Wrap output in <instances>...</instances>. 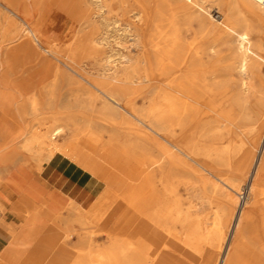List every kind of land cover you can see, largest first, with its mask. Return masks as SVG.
<instances>
[{
  "label": "rangeland",
  "instance_id": "obj_1",
  "mask_svg": "<svg viewBox=\"0 0 264 264\" xmlns=\"http://www.w3.org/2000/svg\"><path fill=\"white\" fill-rule=\"evenodd\" d=\"M191 6L197 10L194 18L183 10ZM225 9V0H41L38 3L36 9L31 12V17L27 18V23L43 33L44 40L40 47L37 46L36 50L24 48L20 54L24 64L18 66L17 72H10L5 82L4 66L0 64V181L6 176L4 185L10 193L6 207L0 204L4 208L0 209V215L17 217L22 222L39 218L44 225L35 233V238L27 243L28 248L22 253L20 262L8 263L0 257V264H24L35 254L47 255L51 249L47 238L51 237L55 242L64 240L67 248L71 250L68 253V264H126L122 252L119 249L113 250L112 243L107 238L108 230L104 220L89 222L86 215L75 213L70 202L58 211L53 210L51 214L48 212L44 215L38 209L39 204H32L22 197V192L32 181L45 183L49 173L48 168L45 169L49 162L44 158L45 154L23 149V136L30 134L43 119L56 115L58 121L55 126L64 129V138H59V142L63 143L71 136L69 126L81 120L82 112L90 117L93 114L94 117H101L100 101L96 100L95 104H92L94 90L85 80L94 81L102 74H113L116 68L125 62V57L141 54L144 44L149 58L147 72L154 84L145 94L122 96L124 106L127 110L152 120V112L149 111L155 104L153 96L158 82L164 81V78L165 81L174 77L192 78L200 86L199 93L203 96L199 102H195L196 108H189V115L181 118H186L182 127L172 123L170 128L175 137L184 133L195 143L200 163L179 152L175 155L163 151L161 143L164 141L157 136L155 137L158 140H153L149 148V145L144 144L141 135L130 134L126 128H119L117 118L118 121L108 117L104 138L110 139L111 142L118 139L136 153L141 149L153 153L157 177L163 184L164 191L161 194L159 214L154 226L149 230V233L154 232L156 261L148 264H203L205 258H208V264H215L211 260L215 258L210 257H213V250H219V259L230 242L233 216L239 208L238 192L248 186L252 172L250 164L245 177L238 176L235 159L243 153L244 147L235 140L238 139L240 130H243L245 138L251 141L250 146L253 147L254 157L257 159L261 145L255 143L254 139L264 134V19L228 13L223 17V24H220L210 16H216V10L223 12ZM17 20L22 23V19ZM224 24L238 32H247L251 48L262 55L259 63L249 67L245 74L240 70V39ZM133 25L141 33L143 43L137 39ZM130 31L134 33L131 32L133 38ZM87 38L93 39L96 45L89 55L81 57L77 66L85 80L74 74L69 75L68 71L69 74L57 71L55 65L62 69L65 67L50 55L49 46H55L59 52L56 54L61 56L69 46L73 47L81 39ZM37 51L47 55V60L52 63L41 67L37 63ZM141 71L143 69L139 72ZM38 72L42 76L45 75L44 80L41 81L36 76ZM223 78L227 82L229 79L228 85ZM243 80L247 85H244ZM26 85L30 95L42 87V98L35 106L26 100L20 119L14 111V106L21 102L18 91H23ZM77 90L79 91L76 92ZM224 112L233 117L238 127H232L229 131L224 129L225 122L221 117ZM122 113L128 116L123 110ZM144 131L149 132L142 126L139 133ZM88 137L93 139L97 146L103 142V138L94 132ZM69 142L78 141L69 140L67 143ZM111 149L119 150L133 160L122 169L112 167L116 179L110 185L114 186L120 180L121 189L118 192L123 194L129 187L126 182L135 183L130 178L137 177L144 170L143 164L137 157L127 154L120 145H112L108 151ZM228 149L232 152L230 160L227 159ZM61 154L67 157L63 149ZM91 161L93 168L99 167L98 161L93 158ZM201 165L208 167L209 172ZM216 176L221 180L227 179L239 184L237 194L229 192ZM101 182L100 188L103 190L106 184ZM258 182L264 187V172L259 176ZM228 192L231 197L227 195ZM246 201L244 206L246 205L252 221L245 222L242 226V242L240 241L239 252L235 255L233 264H264V199L256 202L248 199ZM107 211L108 208L101 210L102 213ZM121 211L124 217L127 208L122 206ZM109 225L113 226L112 223ZM232 242H238V238H233ZM0 256H3V252H0Z\"/></svg>",
  "mask_w": 264,
  "mask_h": 264
},
{
  "label": "bare ground",
  "instance_id": "obj_2",
  "mask_svg": "<svg viewBox=\"0 0 264 264\" xmlns=\"http://www.w3.org/2000/svg\"><path fill=\"white\" fill-rule=\"evenodd\" d=\"M40 1L41 0H0V18H1V21H0V64L4 66V71H3L4 77H5L4 82L6 81V78H8L7 76L10 72L11 73L17 72L18 66L24 64V62L22 63L21 61L22 58L20 57L21 51H23L24 48L26 47L30 48V50L31 49L36 50V47L41 45V42L44 40L43 33L40 30H38L36 27L30 26L27 23V18L31 17V12H33L36 9ZM113 8L115 9V7ZM225 8L226 9L223 12L216 10L215 11L217 13L216 16L210 15L212 19L217 21L220 24H223V17L225 15H228V13H234V14L240 13L248 17L250 16V17H258V18L264 19V2H259L258 0H225ZM183 10H185L186 13H188L191 18H194V14L197 11L194 8V6H191L189 8H184ZM133 11L135 12V10ZM17 18L22 19V23L18 21ZM134 25H133V29L135 31V35L137 36V39L139 40V42L143 43L141 33L139 32L138 28L135 27ZM126 26L128 25L126 24ZM226 28L230 30L232 33L236 34L238 38L240 39L239 41L240 45L238 44L240 46L239 51H240V57H241L240 70H242L245 74L246 70H248L249 67L254 66L255 64L259 63V58H261L262 55H260L259 52L257 53L256 50L251 48L252 46H251V42L249 40V36L247 32L245 31L238 32L232 27L227 26V25H226ZM127 30H128V27H127ZM131 32L133 33V31L129 32L130 36L133 38V36L131 35ZM129 33H126V34H129ZM183 34H184V30H183ZM238 38L237 40H239ZM234 39H236V37H234ZM136 44L138 45V43ZM95 45L96 43L93 39H89V38L81 39L77 45L73 47L69 46L61 56H58L56 54V52L58 51L55 49V46H49L50 55L56 58L65 67V69H62L60 66L55 65V64H52V65H55L56 70L60 71L61 74L67 73L68 71L70 72V74L69 73L67 74L69 75L74 74V75L79 76L81 79L85 80L83 75L78 71L77 66L79 64V60H81V57L89 55L91 53L92 48L95 47ZM211 51H213V49ZM37 55H38L37 63H39L41 67L49 65V63L50 64L52 63L47 60V55L42 54L41 51H37ZM42 57L43 59H41ZM205 58H207V55L205 56ZM46 60L48 61V63L46 62ZM148 63H149V58L147 55L146 45L144 44L143 51H141V54L137 53L135 57H131L130 55L125 57V62L122 65H120L118 68H116L113 74H102L100 78L94 81L86 79L85 81L94 90L92 93L93 99L91 100V102L94 105L96 100L100 101V108H101L100 112H102V116L94 117V114H93L92 117H90V115L86 114L85 112H82L83 114L81 116V120L79 122L73 123L72 125L70 124L71 126H69L70 127L69 129L71 131V136L68 137L65 142L63 143L59 142V138L63 137L65 133H64L63 127L55 126V123L58 121V116L56 115H51L43 119L39 123V125L30 132V134L28 135L24 134L23 136L24 137V147H25L23 149H26L28 151H36L37 153H40V154H45L44 158L48 161H52L55 157L64 156L61 154V151L69 140L79 141L82 137L88 136L91 132H94L103 138V142L99 145V149H97L95 152V155L98 158L100 159L103 158V156L106 154L108 149L112 147V145L116 144V145H120V147L127 154L133 155L142 161L144 170L141 173H139L138 176L135 178L128 177L130 179H133L135 183L130 184V181H129V184H128V182H126L127 186H129L126 193L122 194L118 192L121 189V183H119L120 180L117 181L114 186H111L110 184L113 181V179L104 181L102 178L97 177L99 180L105 182L106 187L102 190V192L99 194V196L96 198V200L92 203V205L89 208H83L80 205L74 203L73 201H70L71 206L74 209L75 213L78 215L79 214L86 215L89 218V222H91L92 220H95L97 222L100 220H104V222L106 223L105 228H107L108 230L107 238L112 243V246H113L112 248L114 251H117L119 249V251L122 252V254L124 255V262L126 264H148L149 262L156 261L157 254H156V250L154 249L155 247L153 244L154 232L151 231L149 233V230L154 226L155 221H156V216L159 214V208H160L159 206H160L161 198H162L161 194H162V191H164V187L161 181L158 180L157 172H156L157 170L155 169L156 168L155 159L153 158L152 152L146 149H141L138 153H136L134 150L131 149L129 145L121 143V141L118 139L111 142L110 139L104 138V132H106L108 128V124H107L109 122L108 119L109 118H113L114 120L119 119V121L117 120L118 121L117 124H119V128H126V130L130 134L134 133V135H141L144 139V142H145L144 144L146 146L149 145L150 146L149 148H151L150 143L153 140H158L155 137L157 136L164 141V143H161L163 151L167 152L168 154L170 153V154H175V155H176V152H179L180 154H183L184 156L200 163L199 158H198V153H197L198 148L195 145V143L189 140L188 136H186L184 133L180 135L179 137H175L173 133H171L172 130L170 128L172 123H176L182 127L183 126L182 124H185L184 119L186 118H184L183 120L181 118H183V116L186 117V115L188 116L189 108H196L195 102H199V100L202 98L203 95L199 93L200 86H198L196 81L188 77H186V79L180 78V77H174L166 81L164 78V81L162 82L160 81V83L157 81L158 85L154 89L155 94L153 96V99L155 100V104H154V107L149 111V112H152L151 114L153 116L152 120H148L144 116L135 114L133 113V111L127 110V108L124 106V103L122 101V96L141 95V94L147 93L149 91V88L152 89V84L154 83H152V80L150 79L151 75L149 74V72H147ZM140 69H143L144 72L143 71H141L142 73L139 72ZM37 74H39V76ZM230 75L232 76V73H230ZM36 76L41 81L45 79V75L42 76L40 72L36 73ZM228 82H229V79H228ZM228 82H227V85H228ZM243 83L244 85H247L246 81H244ZM223 85L225 84L223 83ZM42 91H43V88L41 87V88L36 89L30 95V90L27 85L23 89V91L21 90L18 91L19 96L21 97V100H20L21 102L18 105L14 106V111L18 115L19 118L21 117V114L25 110V101L28 100L32 105L35 106V104L42 98ZM78 91L79 90H77L76 92ZM122 110L125 113H127L128 116H131V117H128L124 113H122ZM147 113L148 112H146V114ZM221 117H223V121L225 122L223 123L224 129H227L229 131L230 129H232V127H238L233 121L232 116H228L225 113ZM142 126L148 129L150 133L147 131H144V132H141L140 134L139 132L142 130ZM249 130H252V129L249 128ZM230 135H231V132H230ZM249 136H251V134ZM235 141L240 142L242 146L244 147L243 153L237 159H235V164H236L235 169L237 171L238 176L240 178L245 177L250 164L252 168L251 175L248 173L250 175V178H249L250 180H248L249 184H248L247 199L249 201H255V202L260 201L264 199V187L263 185L261 186L260 183L258 182L259 176L263 174L264 172V134H262L260 137L257 136L254 139L255 143H257L258 145H261V150L259 152V156L257 157V159H255L254 157V152H253L254 150H252L253 147L250 146L251 141L248 138H245V132L243 130H240L239 137ZM228 151H229V155L227 159L230 160L232 156V152L230 153V149H228ZM40 158H43V157H40ZM201 166L206 171L209 172L208 167H206L205 165H201ZM92 175L95 176L94 174ZM216 177L219 179L218 176ZM219 180L222 181V183L229 190V192H234L237 194V187L239 184L235 183L234 181H229L227 179L225 180L219 179ZM229 192L227 193V195L231 197V194ZM238 195H239V192H238ZM238 204H239V201L237 202V205ZM122 206H125L127 208V212L126 213L124 212V217L122 216V211H121ZM107 208L109 209V211L103 212V213L101 212L102 209H107ZM0 209L3 210L4 208L0 205ZM38 209L42 211L44 215L48 212H50L51 214V212L53 211V207H52V202L50 201V197H48L45 201L39 204ZM251 221H252V217L249 216L246 210V205L245 206L243 205L242 207H240V209L237 212H235L233 216V222H232L233 230H232V233L230 234V242L228 243L224 253L218 259L217 256L219 254V250L217 251L213 250L214 251L212 253L213 257H210V259L215 258V259H211L214 261L215 264L235 263L234 258H235V255H237V253L239 252V248H240L239 245H241L240 241L242 242V236H241L242 226L244 225L245 222H251ZM110 223H112L113 226L109 227ZM233 238H236V239L238 238V242L233 243L232 242ZM54 240H52V237L47 238V242L51 246V249L47 255L44 254L45 255L44 256V255L35 254L32 256V258H29L28 261H26V263L24 264H30V263H33V264H68L69 263L68 253L71 250L67 248V245L65 244L64 240L62 241L56 240V242ZM0 257L4 259L3 256H0ZM208 262H209L208 258L207 259L205 258V260L203 261V264H208ZM180 264H184V263H180Z\"/></svg>",
  "mask_w": 264,
  "mask_h": 264
},
{
  "label": "crops",
  "instance_id": "obj_3",
  "mask_svg": "<svg viewBox=\"0 0 264 264\" xmlns=\"http://www.w3.org/2000/svg\"><path fill=\"white\" fill-rule=\"evenodd\" d=\"M97 149L99 146L88 136H84L78 142L67 143L63 152L74 162L64 156L49 161L45 166V169L49 170L45 183L32 181L22 192V197L32 204H41L50 197L54 211H58L70 201L83 208H89L102 192L100 188L102 182L97 177L104 181L115 180L112 167L122 169L129 162H133L116 149L109 150L100 159L95 155ZM91 158L99 162V167L93 168ZM5 177L0 181V204L4 207L10 194L4 185ZM38 219H34L35 222L32 219L21 222L17 217L0 215V252H3L5 262L21 261L22 253L28 248L27 243L35 238V233L44 225L43 221Z\"/></svg>",
  "mask_w": 264,
  "mask_h": 264
},
{
  "label": "built area",
  "instance_id": "obj_4",
  "mask_svg": "<svg viewBox=\"0 0 264 264\" xmlns=\"http://www.w3.org/2000/svg\"><path fill=\"white\" fill-rule=\"evenodd\" d=\"M259 2H264V0H258ZM247 194H248V186H245L239 193V204H238V210L240 209V207H242L246 200H247Z\"/></svg>",
  "mask_w": 264,
  "mask_h": 264
}]
</instances>
